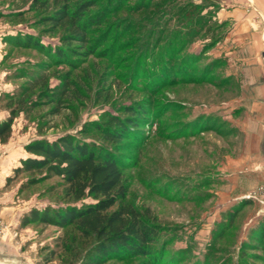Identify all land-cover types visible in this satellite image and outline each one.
<instances>
[{"label": "rangeland", "instance_id": "374dc122", "mask_svg": "<svg viewBox=\"0 0 264 264\" xmlns=\"http://www.w3.org/2000/svg\"><path fill=\"white\" fill-rule=\"evenodd\" d=\"M25 1L0 0V120L10 117L20 99L28 103L17 114L7 141L0 140V264L85 261L93 241L85 239L76 226L60 228L37 222L23 225L22 221L32 209L83 206L94 199L68 198L66 185L57 176L28 184L31 176L20 174L9 181L20 160L29 156L25 149L28 143L36 139L55 140L64 134L103 144L117 154L129 185L124 203L150 213L164 227L157 241V245L166 247L160 264H264V240L250 236L264 221V204L247 197L264 186V182L248 191L235 192L234 174L244 168L224 165L238 154L242 141L230 120V114L238 109L241 92L236 81L230 77L223 85L206 82L162 86V79L150 76L156 66L150 55L141 62L147 29L124 37L119 44L127 45L126 48L105 56L102 53L113 49L116 43L111 37L98 52L79 56L75 68L64 62H52L35 48H18L12 43L19 36L31 34L47 47L60 45L62 31L49 32V26L41 23L46 13L31 10L32 0ZM140 1L129 0L125 8L115 12L92 34L94 42L119 17L124 21L132 18L148 21L160 9L133 12ZM188 1L215 0H179L180 4ZM160 3L166 4L162 0ZM172 25L165 41L175 28V23ZM229 28L230 24L225 27ZM206 42L198 39L187 51L198 53ZM166 48V42L156 48L158 57ZM206 56L214 58L209 52ZM227 68L226 65L225 74ZM67 76L81 93H73L62 104L52 103L43 94L45 87L54 89ZM44 79L47 84L35 88ZM138 103L147 107L148 114L132 137L119 145L102 141L92 124L106 120L107 114L125 116L124 107ZM210 113L217 118V129L179 135L196 116ZM85 128L89 132L84 133ZM246 200L248 205L237 211ZM233 213L237 214L232 226L226 229ZM104 264H148V260L112 259Z\"/></svg>", "mask_w": 264, "mask_h": 264}, {"label": "trees", "instance_id": "16d2710c", "mask_svg": "<svg viewBox=\"0 0 264 264\" xmlns=\"http://www.w3.org/2000/svg\"><path fill=\"white\" fill-rule=\"evenodd\" d=\"M162 1L166 2L164 6L160 0L156 2L141 0L133 7V12L158 7L160 9L152 18L148 17L150 19L148 21L146 19L136 21L133 18L124 21L119 17L115 20V25H111L94 42L92 34L99 31L115 12L125 8L129 0H52V3L50 0H32L31 10L46 13L41 23L49 26L48 31L51 33L62 31L60 45L47 47L31 34L19 36L12 43L18 48H35L52 62H64L75 68L77 65L75 61L80 62L79 56H89L98 52L111 37L114 36L116 43L112 45L113 49L102 53L105 56L108 53L113 54L119 48L120 51L126 48L127 45L119 44L124 37L129 34L138 35L147 29L146 41L143 42L146 47L141 53V62L144 63V57L150 55L156 65L150 76L162 79V86L206 82L223 85L230 81V77L225 74L226 61L222 58L208 59L206 56L207 52L222 41L228 31L225 27H228L229 22L217 19L219 9L217 2L188 1L180 4L179 0ZM173 23L175 28L172 29L171 37L165 41ZM224 29L226 31L223 32ZM155 34L156 41L152 43ZM201 38L208 42L198 53H189L187 51L189 46ZM165 42L167 48L158 57L156 48ZM46 82L47 79H44L42 83L34 86L35 88L38 85L44 86ZM45 90L43 91L45 97L57 104H62L65 99L73 97V93H81L68 76L64 78L62 85L54 89L47 86ZM18 104L17 108L11 110L9 118L0 120L2 142H6L10 137L17 114L24 111L28 103L20 99ZM123 111L125 116L107 114L106 120L92 124L101 135L102 141L114 145L121 144L126 138L132 137L140 128V122L148 114L147 107L140 103L126 105ZM214 116L211 113L196 116L186 124V128L179 132V135L187 133L196 135L217 129V118ZM86 132L89 130L85 128L84 133ZM25 149L29 156L20 160V165L15 168L14 177H10L9 181L20 174L31 176L28 184H36L51 176H57L66 185L64 191L68 198L80 201L91 197L94 202L83 206L46 208L43 211L32 209L23 218V225L37 222L60 228L76 226L85 239L93 241L83 264H104L112 259L125 260L136 257L147 259L148 264H160V257L165 254L166 247L165 244L157 245V241L164 227L157 223L150 213L145 214L134 205L124 203L129 193V185L122 171V162L114 151L103 144L80 140L73 134H64L55 140L36 139L28 143ZM242 203L237 211L243 205V207L248 205L249 201ZM236 214H232L226 229H230ZM250 236L264 240V221ZM250 244L255 246L253 243Z\"/></svg>", "mask_w": 264, "mask_h": 264}, {"label": "crops", "instance_id": "0c3cea01", "mask_svg": "<svg viewBox=\"0 0 264 264\" xmlns=\"http://www.w3.org/2000/svg\"><path fill=\"white\" fill-rule=\"evenodd\" d=\"M216 2L217 19L230 28L209 54L226 61V74L241 91L230 114L241 147L224 165L244 168L232 181V190L242 192L264 182V0Z\"/></svg>", "mask_w": 264, "mask_h": 264}, {"label": "built area", "instance_id": "2783aa9c", "mask_svg": "<svg viewBox=\"0 0 264 264\" xmlns=\"http://www.w3.org/2000/svg\"><path fill=\"white\" fill-rule=\"evenodd\" d=\"M251 196L254 200H258L260 203L264 204V199L262 198L264 196V186H262L261 188H259V190L253 192L252 195L247 197H251Z\"/></svg>", "mask_w": 264, "mask_h": 264}]
</instances>
